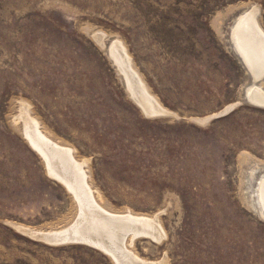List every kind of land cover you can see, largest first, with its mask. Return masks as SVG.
<instances>
[{"label": "rangeland", "instance_id": "obj_1", "mask_svg": "<svg viewBox=\"0 0 264 264\" xmlns=\"http://www.w3.org/2000/svg\"><path fill=\"white\" fill-rule=\"evenodd\" d=\"M253 8L264 32V0H0V264H112L93 248L52 247L14 229L65 227L76 215L12 125L24 102L88 162L107 209L158 216L165 238L135 240L138 259L264 264V110L243 99L264 92V79H251L230 39ZM112 40L174 116L141 113L107 57Z\"/></svg>", "mask_w": 264, "mask_h": 264}, {"label": "bare ground", "instance_id": "obj_2", "mask_svg": "<svg viewBox=\"0 0 264 264\" xmlns=\"http://www.w3.org/2000/svg\"><path fill=\"white\" fill-rule=\"evenodd\" d=\"M257 17L256 8L242 13L233 24L230 38L235 54L244 63V69L255 83L264 79V32L257 23ZM92 39L99 48L103 47L106 34L96 32ZM106 51L118 74L122 75L129 97L138 103L146 118L174 116L150 93L121 41L112 40ZM135 96L139 102L135 100ZM247 101L251 106L264 110V92L260 88H253ZM229 109L227 107L223 112ZM203 121L206 123L208 119ZM12 125L40 157L47 176L65 188L76 210L73 221L65 227L41 230L13 225L16 231L52 247L77 244L93 247L112 264H154L138 259L132 252V246L139 238L161 243L165 235L158 216L135 215L130 211L116 213L107 209L99 194L88 183L85 171L88 162L77 160L72 148L52 138L37 119L31 116L25 102L19 104ZM256 199L260 217L264 221V178L260 182Z\"/></svg>", "mask_w": 264, "mask_h": 264}, {"label": "water", "instance_id": "obj_3", "mask_svg": "<svg viewBox=\"0 0 264 264\" xmlns=\"http://www.w3.org/2000/svg\"><path fill=\"white\" fill-rule=\"evenodd\" d=\"M108 54V53H107ZM108 56V58H109V60H111V62L113 63V61H112V59L109 57V55H107ZM236 57H237V59H238V61L240 62V64H241V66L243 67V68H246V66L244 65V63L239 59V57L236 55ZM114 64V63H113ZM115 66V65H114ZM249 76V75H248ZM121 77H122V75H121ZM122 80H123V78H122ZM123 84L125 85V83H124V81H123ZM126 89V88H125ZM243 99H244V101H246L247 102V98L243 95ZM131 100H133V99H131ZM135 100H137L138 101V99L136 98V96H135ZM139 102V101H138ZM136 103V102H135ZM248 103V102H247ZM137 104V106L139 107V109H140V106L138 105V103H136ZM231 110H228V111H226V112H224L223 114H221V115H219V116H216V117H214V118H212L211 120L209 119L208 121H212L213 119H216V118H219V117H223L224 115H226V113H229ZM164 115H161L160 117H163ZM197 121V120H196ZM207 121V122H208ZM79 245H83V246H86V245H84V244H79ZM87 247H89V246H87ZM90 248H93V247H90ZM93 249H95V248H93ZM95 250H98V249H95ZM99 251V250H98ZM100 252V251H99Z\"/></svg>", "mask_w": 264, "mask_h": 264}]
</instances>
